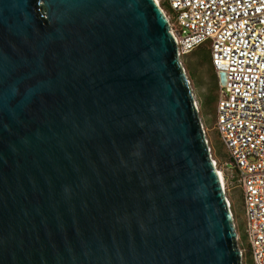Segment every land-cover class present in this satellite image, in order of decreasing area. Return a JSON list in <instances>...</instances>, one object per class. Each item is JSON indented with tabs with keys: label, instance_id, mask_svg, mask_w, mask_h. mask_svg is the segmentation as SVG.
Returning <instances> with one entry per match:
<instances>
[{
	"label": "water",
	"instance_id": "obj_1",
	"mask_svg": "<svg viewBox=\"0 0 264 264\" xmlns=\"http://www.w3.org/2000/svg\"><path fill=\"white\" fill-rule=\"evenodd\" d=\"M155 0H0V264H241Z\"/></svg>",
	"mask_w": 264,
	"mask_h": 264
},
{
	"label": "built area",
	"instance_id": "obj_2",
	"mask_svg": "<svg viewBox=\"0 0 264 264\" xmlns=\"http://www.w3.org/2000/svg\"><path fill=\"white\" fill-rule=\"evenodd\" d=\"M166 3L178 55L208 48L217 84L214 128L241 189L249 257L264 264V0Z\"/></svg>",
	"mask_w": 264,
	"mask_h": 264
},
{
	"label": "rangeland",
	"instance_id": "obj_3",
	"mask_svg": "<svg viewBox=\"0 0 264 264\" xmlns=\"http://www.w3.org/2000/svg\"><path fill=\"white\" fill-rule=\"evenodd\" d=\"M159 3L166 16L170 18L171 10L169 9L166 0H159ZM206 48L207 47L205 46H201L200 49L202 50ZM197 50H199V48ZM180 60L186 75L188 76L190 86L197 103L198 115L208 141L210 155L216 161L217 169H219L223 174L224 191L230 203L235 231L240 235V242L242 247L245 249V254L242 256L241 264H248V259L250 257L243 236L244 212L241 189L239 184L235 181L236 172L230 169V165L224 164V162L227 161V153L219 139L217 131L214 128L216 118V99L208 104V99L211 95L208 87L213 79V72L201 56L199 54H195L194 52L181 55ZM214 94H216L215 90ZM232 176H234V178H232ZM249 262L252 264L251 259H249Z\"/></svg>",
	"mask_w": 264,
	"mask_h": 264
},
{
	"label": "trees",
	"instance_id": "obj_4",
	"mask_svg": "<svg viewBox=\"0 0 264 264\" xmlns=\"http://www.w3.org/2000/svg\"><path fill=\"white\" fill-rule=\"evenodd\" d=\"M201 46H205L207 47L205 44H202L200 46H198L197 48H195L194 50H192L191 52L189 53H192L194 52L195 54H199L201 56V58L209 65V68L210 70L213 72V79L212 81L210 82L209 84V87H208V90L210 92V97L208 99V104L211 103L212 101H214L215 99L217 100V90H216V87H217V84H216V76H215V73L213 71V68H212V65L210 63V59H209V51H208V48L206 49H200ZM199 48V50H197ZM188 53V54H189ZM214 90L216 91V94H214ZM250 259V258H249ZM249 259H248V264H250L249 262Z\"/></svg>",
	"mask_w": 264,
	"mask_h": 264
},
{
	"label": "bare ground",
	"instance_id": "obj_5",
	"mask_svg": "<svg viewBox=\"0 0 264 264\" xmlns=\"http://www.w3.org/2000/svg\"><path fill=\"white\" fill-rule=\"evenodd\" d=\"M155 2L160 6V3H159V0H155ZM164 12V11H163ZM166 15V14H165ZM166 17H168V16H166ZM216 169H217V167H216ZM217 171H218V174H219V177H220V181H221V183H222V186H224V184H223V174H222V172L219 170V169H217Z\"/></svg>",
	"mask_w": 264,
	"mask_h": 264
}]
</instances>
